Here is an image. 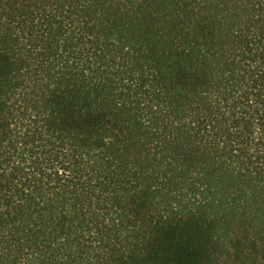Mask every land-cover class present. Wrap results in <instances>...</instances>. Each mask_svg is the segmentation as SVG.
Wrapping results in <instances>:
<instances>
[{
    "label": "trees",
    "instance_id": "1",
    "mask_svg": "<svg viewBox=\"0 0 264 264\" xmlns=\"http://www.w3.org/2000/svg\"><path fill=\"white\" fill-rule=\"evenodd\" d=\"M0 264H264V0H0Z\"/></svg>",
    "mask_w": 264,
    "mask_h": 264
}]
</instances>
